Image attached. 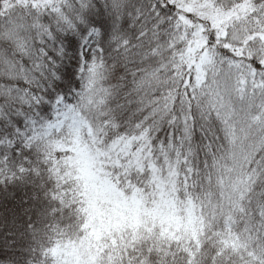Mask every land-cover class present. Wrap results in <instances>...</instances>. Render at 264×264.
I'll return each mask as SVG.
<instances>
[{"label":"snow or ice","instance_id":"1","mask_svg":"<svg viewBox=\"0 0 264 264\" xmlns=\"http://www.w3.org/2000/svg\"><path fill=\"white\" fill-rule=\"evenodd\" d=\"M0 264H264V0H0Z\"/></svg>","mask_w":264,"mask_h":264},{"label":"trees","instance_id":"2","mask_svg":"<svg viewBox=\"0 0 264 264\" xmlns=\"http://www.w3.org/2000/svg\"><path fill=\"white\" fill-rule=\"evenodd\" d=\"M39 226V225H38Z\"/></svg>","mask_w":264,"mask_h":264}]
</instances>
